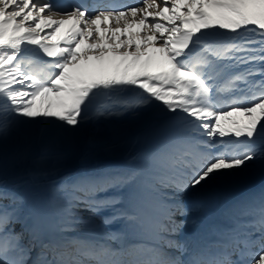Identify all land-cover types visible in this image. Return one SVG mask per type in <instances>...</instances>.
Returning <instances> with one entry per match:
<instances>
[{
    "label": "snow or ice",
    "instance_id": "obj_1",
    "mask_svg": "<svg viewBox=\"0 0 264 264\" xmlns=\"http://www.w3.org/2000/svg\"><path fill=\"white\" fill-rule=\"evenodd\" d=\"M248 30L260 39L241 35ZM140 109L162 124L133 163L54 183L48 200L25 213L27 194L2 178L9 137L39 143L34 165L42 168L52 149L78 141L90 124ZM257 161L264 0H0V264H264V192L225 210L226 224L171 238L186 218L203 222L212 205L185 197L238 181ZM125 188L128 204L117 208L122 199L107 194ZM105 208L115 211L101 223L123 221L124 235L147 239L113 250L71 235L88 232Z\"/></svg>",
    "mask_w": 264,
    "mask_h": 264
},
{
    "label": "rangeland",
    "instance_id": "obj_2",
    "mask_svg": "<svg viewBox=\"0 0 264 264\" xmlns=\"http://www.w3.org/2000/svg\"><path fill=\"white\" fill-rule=\"evenodd\" d=\"M67 28V26H61L60 31L53 39H58ZM132 31H135V29H132ZM241 35L253 41L260 39L258 35L252 34L250 30L242 32ZM83 47L84 45H81L80 50ZM253 47L259 48L260 45L254 44ZM221 102H223V97H221ZM161 124L162 122L155 115L142 109L129 111L122 116L101 119L98 124H90L86 134L82 135L78 141H74L70 145H57L56 148L52 149L42 168H37L34 165L42 150L39 143H29L25 138L22 141L20 136L9 137L7 141L11 138V140L15 139L14 142L22 144V147L6 151L2 178L8 182L10 188L13 185H19L17 191L27 194L28 200L25 203L26 205L24 204V208L27 209L25 213H27L31 210L34 200L41 203L48 200L50 186L54 183L63 179H74L84 172L113 171L133 163L137 155L151 144ZM20 140L22 142H19ZM242 177L244 179L240 181V184L245 186L264 180V162H254ZM263 189L260 190L257 196L263 192ZM216 190L217 185L212 187L211 190H205L203 193H193L184 199L191 203L194 200L208 198L207 195L213 197V194H218ZM127 192L128 189L126 188L115 190V196L122 199L117 208L127 206ZM114 211V208H105L97 214L98 218L94 220L91 227H94V224L105 225L103 231L97 235L89 233L91 231L73 232L71 235L99 239L102 243L107 242L113 250H119L124 235L123 230H121L125 228L124 222L103 224L99 219L110 216ZM79 214L85 219L93 216L91 212L83 207L80 208ZM180 219L185 218L177 217V220ZM190 219V217L186 218V227L181 229L179 233L187 231L197 223ZM105 234H116L117 238L107 239Z\"/></svg>",
    "mask_w": 264,
    "mask_h": 264
},
{
    "label": "bare ground",
    "instance_id": "obj_3",
    "mask_svg": "<svg viewBox=\"0 0 264 264\" xmlns=\"http://www.w3.org/2000/svg\"><path fill=\"white\" fill-rule=\"evenodd\" d=\"M63 26L69 27V25H63ZM110 26L113 27V28L117 27V25L115 24L114 21L113 22H110ZM99 27L103 31L105 25L104 24H99ZM34 51H35V46H30L29 47V51L26 53V56L27 57L33 56ZM238 118L241 119L242 117H238ZM243 179H244V177H242L240 180L235 181V182H232V183H228V184H218L217 185V190H216L218 192V194H216V195L213 194V197H211L210 195H207V197L211 199L212 205H211L210 208H206V209H204L202 211V218H201V220L203 222H197L196 224H194L193 227H190L189 229H187V231L182 232V233L181 232L180 233L177 232L171 238L172 239H175V240H181L182 241L185 238L190 237V236H192L194 234H204V233H206L208 227L210 226L208 223L210 222L211 218L213 217L214 210L216 208H218L226 200H228V199L232 198L234 195L240 194V193H242L244 191L245 185L240 184V181L243 180ZM261 189L255 190L254 192H251L250 194H247V196L244 195L243 197H241L239 199L238 202L245 201L248 198L251 199V198L257 197V195H258V193L260 192ZM207 194H210V193H207ZM233 205L234 204H231V207ZM190 220H193V219L191 218ZM226 223H227V220H226L225 215L223 214L222 216H220L219 218L216 219V223L215 224H217V225H223V224H226ZM121 230H123V232H124L125 231V228H122ZM131 238H133V239H135V240H137L139 242L143 241L144 239H147V237H143V236L136 235V234L127 235V236L126 235H123V243L126 240H129ZM166 251H170V250L166 249ZM176 255L178 257H180L181 259H184L185 258V257L180 256L179 253H176Z\"/></svg>",
    "mask_w": 264,
    "mask_h": 264
},
{
    "label": "trees",
    "instance_id": "obj_4",
    "mask_svg": "<svg viewBox=\"0 0 264 264\" xmlns=\"http://www.w3.org/2000/svg\"><path fill=\"white\" fill-rule=\"evenodd\" d=\"M13 137H16V136H12V138ZM11 139L6 142V151L11 150V149H20L22 147V144L20 145V143H18V142L15 143L14 142L15 139H13V140H11ZM21 140L24 141V138H21ZM21 140L19 142H22ZM107 195H113L114 197H117V196H115V190L112 191V192H109ZM113 196H111V197H113ZM117 207H118V205H117ZM25 210H27V209L24 208V211ZM94 225H95L94 227H90V230L89 231H91V232H89V233H93V234H96L97 235L98 233H100L101 231H103V228H105V225H102V224H98V225L94 224ZM16 230L17 231L20 230V225L19 224L16 225Z\"/></svg>",
    "mask_w": 264,
    "mask_h": 264
}]
</instances>
